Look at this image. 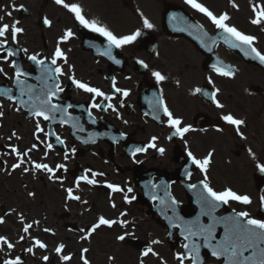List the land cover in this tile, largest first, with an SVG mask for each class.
Here are the masks:
<instances>
[{"label":"snow or ice","instance_id":"6c2138e0","mask_svg":"<svg viewBox=\"0 0 264 264\" xmlns=\"http://www.w3.org/2000/svg\"><path fill=\"white\" fill-rule=\"evenodd\" d=\"M54 3L57 5H61L65 9H67L70 13H73L75 16L76 21L79 22L83 27L89 28L93 32H98L101 36L105 37L108 41L109 48L106 49L102 55H107L109 59H114L111 55V48H121L125 45L132 44L136 38L140 35L139 31L132 33L131 35H115L112 31L108 30L106 27L100 26L96 20H88L82 14V9L78 4L75 3H66L65 0H54ZM185 3L189 4L192 8L196 11L203 13L213 25L217 29L223 30L224 33L227 35L224 38V42L228 44L230 47L237 48L240 47L245 55L253 54L255 58L259 60L261 64H264V53L258 51L255 47H253V43L255 41V37L252 35H246L243 32L239 31L235 26H230L227 21L229 20V16L227 13L215 15L212 11H210L207 7L203 4L198 3L197 0H185ZM233 8H237L238 5L235 3L232 4ZM20 9H23V5L20 6ZM17 9V10H20ZM254 18L251 19V23L253 25H264V6L256 5L253 7ZM7 15L11 16V12H8ZM3 17H0L2 20ZM143 26L145 28L151 29L153 25L149 22L147 18H143ZM51 21L48 18H44L43 24L45 26H51ZM19 21H15L11 25L9 24H0V51L6 52V56L2 57V59L7 60L8 57H13L17 54V51H14L12 48L7 47L8 39L7 36L10 34V38L12 43H18L17 37L19 34L23 33L24 29L18 26ZM199 28V26H197ZM264 30V28H262ZM74 33L71 29H68L64 32V34L60 37V40L57 43L55 51L52 55L51 64L56 65L57 60L62 59L65 64H67V57L65 56L64 52L62 51L61 47L59 46L60 43L68 41ZM206 35V33L204 34ZM214 42V41H213ZM19 51H23L25 53L28 52L27 48L20 49ZM39 53L32 54L28 56V60L34 62L41 69L46 73L48 78L55 80L56 76H63L66 75L64 70L57 66L54 69L45 68V60L38 59ZM115 63L119 64V60H115ZM138 64L142 65L145 68H148V65L144 63L143 60H138ZM14 68V82L17 86L20 87V95H25V88L28 89L27 94L30 97V101L32 100V86L25 85V82L21 79V77L26 76L27 73L22 71V69L16 65L15 61L12 62L10 65ZM213 69L221 76H231L233 74L231 69H225L224 67H218L217 65H213ZM72 71V66L69 65V72ZM0 73H7L4 72V69L0 67ZM55 73L56 76L52 74ZM152 76L155 78L157 84L161 83L166 79L164 75L161 74L159 71H153ZM68 79L72 82V84L77 88L81 89L85 93L92 94V99L95 100L96 97H102L106 101H110L113 99V96L106 95L103 91H101L97 87H91L89 84L82 82L75 78L74 75H68ZM209 83H212L211 79H209ZM112 87L115 93H121L122 96L127 97L129 95V91L126 89H122L116 86L115 80L112 81ZM63 88L60 86L59 83H53L51 85H47L46 83V90H41V94L35 98L37 102H29L21 100L19 103L23 107H27L30 111V114L35 117H42L43 120L48 121L55 118L54 114L56 112H65L66 109H62L58 104L52 103L53 98H55L58 93L62 92ZM201 91L200 88H196L195 92L199 93ZM218 91V90H217ZM11 89L0 88V96L7 97L8 100L14 101V97L11 94ZM212 102L216 105L217 108H223L222 105L216 99V92L211 94ZM15 102V101H14ZM159 106L163 110V115L167 117V126L172 129L170 136L168 139H172L173 137H179L183 139L185 134L194 131L191 125H184L182 120L176 116L169 110L167 105L164 103L163 98H160L158 101ZM123 106V104H121ZM68 107H71L69 105ZM91 108L100 109L102 106L98 103H92L90 105ZM112 109L113 112H116V108L113 104L109 103L107 105V109ZM17 111L20 110V107H17ZM4 113L0 111V117H2ZM147 115V113H146ZM89 116H91V112H89ZM156 120H159V116L153 117ZM71 119V117H69ZM229 125L236 126L237 134L242 136V133L239 131V126L244 124L245 122L241 119L234 118L233 115L227 114L221 117ZM61 124L65 123V120L60 121ZM93 122H95L93 120ZM163 123V121H161ZM83 131V129H80ZM36 131L43 132L44 130L40 127V124H36ZM217 131H221V129H217ZM15 135V133H13ZM48 135V133H45ZM19 138V137H17ZM121 138H123V134H121ZM158 138L153 136L151 140L148 142L147 145L144 147L136 148L132 155H136L138 152H145L147 149L153 148L156 149L161 155L164 154L165 149L163 147H157L156 140ZM56 140L58 143L63 144L64 141L59 137L56 136ZM88 143V141H84ZM46 147L48 149L52 148V144H47ZM35 148V145H33ZM31 151V149L29 150ZM72 153H75L76 149L72 148ZM12 153L16 154L18 158V162L12 165L13 170L20 168L25 161L20 159L21 156H27L28 152L20 153L19 150L15 147L12 148ZM68 152H65V159L68 158ZM212 153H209L208 156L204 157L202 160L197 159L192 152H188V158L190 159L191 163L196 165L201 172H207L208 165L210 164V157ZM33 167L35 170L39 171H46L50 173L49 179H54L56 177V170L62 169L65 166L63 164L56 165V168L50 167L46 163H34ZM260 171L264 172V165H257ZM30 169L25 167L24 171L28 172ZM86 172L90 170H85ZM104 173L102 172H91V179L88 178L87 175L81 176L76 185L79 187V183L81 180L85 181L87 184L95 185L98 183L96 180L97 176H103ZM203 184L204 192L207 193V196L201 195V213L202 216H209L210 222L207 224H203L200 222L199 217L195 221L187 222V225L182 229V235L184 236V240L186 243L182 245L184 251L181 253H177L175 258L179 262V264H185V261H190L191 264H199V250L200 247H206L210 249L211 255L216 259L224 258L223 264H264V220L262 219H255L249 216L247 212H238L235 213L234 216H223V217H216L213 216L212 213L216 211V209L221 204H228L230 201H236L242 204H250L251 200L247 195H240L233 191L230 188H225L223 191L217 192L214 191L212 187L209 186L207 183V176H205V180L201 182ZM107 187L111 189L112 192H124V190L115 184L108 183ZM155 187V186H153ZM190 188H196V185H189ZM67 193V198L69 200H81V197L78 195L73 194L72 188L65 189ZM132 192L131 188L127 189V192H124V200L125 203H131L132 197L129 199L128 193ZM29 195H33V193H29ZM155 198V197H153ZM261 202L264 204V197H261ZM83 203H87L83 201ZM177 201L172 200V205L174 206ZM112 207L115 208L116 205L113 203ZM174 210V209H173ZM121 216L125 215V213H121ZM243 218V219H240ZM21 222H23V218L21 217ZM5 223V220L2 216H0V224ZM33 223H39L38 221H34ZM119 223L121 227H125L128 224L127 220L117 221L112 219H107L104 216H99L97 221L91 225L90 228L87 230L80 229L84 235L81 236L82 240H87L97 229L101 226L112 227L114 224ZM218 225H223L224 234L223 236L217 240L216 238V228ZM170 226L178 227L180 225L172 224L170 221ZM33 227V224L27 223L24 224L22 231L27 234L29 230ZM45 232L51 231L48 228L44 229ZM125 235H130V233H126ZM125 235H120L117 237L118 240L123 241L125 239ZM194 238H202L203 244H199L195 242ZM20 241H23L25 237L22 235L20 236ZM33 244L31 247L25 249L28 253H33L34 248L39 249H46L47 245L39 239L32 238ZM0 243L6 245L7 249L12 250L15 245L9 241L6 236H0ZM19 243V241H17ZM161 243L159 240H152L150 244L146 247V249L141 253L142 257H147L149 255L158 256V253L153 250L151 245H156ZM65 248L64 244H59L55 248V252L57 255L60 256V259L63 262H68L72 259L71 255H61ZM88 249L84 248L81 252V260L83 264H90L89 260L85 257L84 253H87ZM110 259H112L110 257ZM43 260L47 262L49 260L48 256H44ZM2 264H23L21 258L16 256L14 259H4ZM141 264H143V260H141ZM166 264V262H163Z\"/></svg>","mask_w":264,"mask_h":264},{"label":"rangeland","instance_id":"374dc122","mask_svg":"<svg viewBox=\"0 0 264 264\" xmlns=\"http://www.w3.org/2000/svg\"><path fill=\"white\" fill-rule=\"evenodd\" d=\"M216 1H219V0H216ZM177 108H179V107H177ZM229 142V141H228ZM159 226L157 225V231L159 232ZM99 244H100V242H99ZM107 248H109V249H112V244L109 242V243H107ZM160 250H161V252L165 255L166 254V252H165V250H164V248H160ZM132 259V256H128V257H125L124 258V260H123V262L121 263V264H127L130 260ZM163 261H165L164 259H163ZM171 264H176V260H174V258H172L171 260ZM166 262L167 263H169V261L168 260H166ZM157 264H160L158 261H157Z\"/></svg>","mask_w":264,"mask_h":264}]
</instances>
